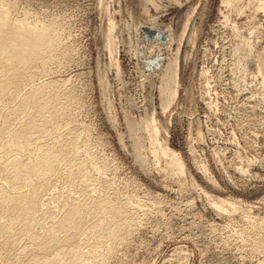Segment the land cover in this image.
<instances>
[{
  "label": "rangeland",
  "instance_id": "obj_1",
  "mask_svg": "<svg viewBox=\"0 0 264 264\" xmlns=\"http://www.w3.org/2000/svg\"><path fill=\"white\" fill-rule=\"evenodd\" d=\"M223 1H10L12 20L57 23L58 59L51 70H28L38 74L33 84H49V95L58 85L74 95L63 115L64 135L78 134V152L112 188L114 204L131 200L133 228L116 240L105 264H264V75L258 71L264 12L258 0H232L230 7ZM172 75L178 95L164 112ZM153 113L162 143L181 155L184 175L168 169L165 158L155 164L142 130ZM194 180L211 197L235 202V209H215ZM54 184L45 209L58 223L59 205L72 190ZM93 216L88 225L101 215Z\"/></svg>",
  "mask_w": 264,
  "mask_h": 264
},
{
  "label": "bare ground",
  "instance_id": "obj_2",
  "mask_svg": "<svg viewBox=\"0 0 264 264\" xmlns=\"http://www.w3.org/2000/svg\"><path fill=\"white\" fill-rule=\"evenodd\" d=\"M10 1H0V264H53L59 258L66 259L68 251H72L70 257L64 262L60 260L61 264H88L83 256L86 248L89 251L85 256L91 259L90 263L100 259L95 264H105L114 255L116 240H123L127 231L133 228L134 221L129 217L131 210H128L131 200L114 204L112 188L98 181L88 160L78 152V134L64 135L69 123L63 115L70 111L74 95L61 91L59 85L50 87L49 95V84L35 87L38 74L28 72L36 67L51 70L48 67L50 62L58 59L61 32H56L53 27L57 23L31 26V22H27L29 19L12 20ZM223 2L232 6V0ZM256 3L258 11L264 12V0ZM109 25L112 47L115 46L116 28L113 22ZM259 59L258 71L264 75V61L261 57ZM168 84L162 100L164 112L170 109L178 95L177 75ZM142 130L147 134L149 152L155 164L159 166L165 158L168 169L184 175L185 164L181 155L162 143L156 114L144 120ZM142 140L137 135V143ZM142 148L146 147L140 150ZM1 159L5 161L1 162ZM138 160L141 164L148 162L142 154L138 155ZM202 170L215 182L208 168ZM54 181L62 182L64 189L72 190V194L64 196L67 198L59 205L58 223L50 221V217H56L55 213L45 209L54 200L57 190ZM193 185L212 201L215 209H235V202L211 197L195 180ZM93 215L101 216L94 225H88L89 217L91 219ZM83 235L87 237L76 239ZM102 250L106 252L102 254ZM41 251L45 253L40 258L37 255Z\"/></svg>",
  "mask_w": 264,
  "mask_h": 264
}]
</instances>
